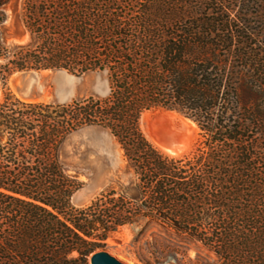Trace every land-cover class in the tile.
Instances as JSON below:
<instances>
[{"label":"trees","instance_id":"trees-1","mask_svg":"<svg viewBox=\"0 0 264 264\" xmlns=\"http://www.w3.org/2000/svg\"><path fill=\"white\" fill-rule=\"evenodd\" d=\"M0 0V264H89L124 224L149 232L142 264H264V56L233 13L264 0H21L11 40ZM248 13L243 10L241 15ZM104 72L108 92L66 102L16 96L17 71ZM193 118L203 137L171 155L144 133L149 109ZM100 126L133 170L74 206L82 182L61 145ZM206 253L190 257L183 243Z\"/></svg>","mask_w":264,"mask_h":264},{"label":"rangeland","instance_id":"rangeland-1","mask_svg":"<svg viewBox=\"0 0 264 264\" xmlns=\"http://www.w3.org/2000/svg\"><path fill=\"white\" fill-rule=\"evenodd\" d=\"M245 8L248 13L241 15ZM4 10L6 20L3 29L10 39L25 38L20 17L21 0H8ZM233 13L239 18H244L248 27L257 33L251 36V45L258 47L264 56V3L247 6L237 4L233 7ZM8 85L16 96L35 101L66 102L88 94L103 96L108 92V81L104 72L77 73L64 68L17 71L9 77ZM2 98L3 92L0 89V100ZM162 121H166L180 138H184V142L187 141L188 150L182 156L196 151L203 137L198 123L193 118L171 109L146 110L140 123L150 140H157L158 124ZM61 158L67 171L82 182L70 197L74 206L88 204L100 192L109 188L121 190L133 178V170L117 139L108 129L100 126H85L68 135L61 145ZM147 238L149 232L142 233L136 225L124 224L106 239L103 248L128 264H142L136 258L135 252ZM183 248L190 257L207 252L202 244L195 240L183 243Z\"/></svg>","mask_w":264,"mask_h":264},{"label":"bare ground","instance_id":"bare-ground-1","mask_svg":"<svg viewBox=\"0 0 264 264\" xmlns=\"http://www.w3.org/2000/svg\"><path fill=\"white\" fill-rule=\"evenodd\" d=\"M184 125H186V123H184ZM157 131V140L150 137L151 141L165 152L179 157L188 150L189 145L186 143L187 141L184 142V138H180L166 121H162L160 124H158Z\"/></svg>","mask_w":264,"mask_h":264},{"label":"water","instance_id":"water-1","mask_svg":"<svg viewBox=\"0 0 264 264\" xmlns=\"http://www.w3.org/2000/svg\"><path fill=\"white\" fill-rule=\"evenodd\" d=\"M90 264H128L104 248H97L89 255Z\"/></svg>","mask_w":264,"mask_h":264}]
</instances>
